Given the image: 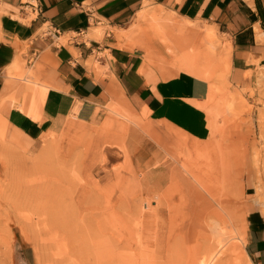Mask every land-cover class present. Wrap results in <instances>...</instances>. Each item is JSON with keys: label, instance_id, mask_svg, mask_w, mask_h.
<instances>
[{"label": "rangeland", "instance_id": "374dc122", "mask_svg": "<svg viewBox=\"0 0 264 264\" xmlns=\"http://www.w3.org/2000/svg\"><path fill=\"white\" fill-rule=\"evenodd\" d=\"M153 14L141 30L160 22L177 32ZM207 26L185 57L161 39L169 66L209 81L206 140L162 138L123 96L96 121L30 144L0 123V264H198L221 244L210 264H253L244 242L250 204L264 209V73L256 90L233 87L229 44L207 38ZM198 50L202 58H189ZM24 111L34 116L35 105ZM210 163V180H200L198 166Z\"/></svg>", "mask_w": 264, "mask_h": 264}, {"label": "crops", "instance_id": "0c3cea01", "mask_svg": "<svg viewBox=\"0 0 264 264\" xmlns=\"http://www.w3.org/2000/svg\"><path fill=\"white\" fill-rule=\"evenodd\" d=\"M23 1L0 0V123L18 144L58 134L67 123L94 122L118 96L144 112L164 139L209 138V114L201 106L209 81L169 66L160 33L140 28L141 9L183 21L182 38L200 46L199 30L214 25L229 44L230 84L256 90L262 80L264 0H34L37 11ZM149 53L168 75L147 60ZM29 83L46 87L39 102L23 92ZM20 105H35V115ZM250 207L244 249L253 264H264V212L257 202Z\"/></svg>", "mask_w": 264, "mask_h": 264}, {"label": "bare ground", "instance_id": "6f19581e", "mask_svg": "<svg viewBox=\"0 0 264 264\" xmlns=\"http://www.w3.org/2000/svg\"><path fill=\"white\" fill-rule=\"evenodd\" d=\"M147 10H142L141 9V12H139V16H141V17H143L145 14H150V15H152L153 14V12L151 11H149V12H146ZM153 16H154V14H153ZM154 17H156V16H154ZM165 19V18H164ZM181 22H183V21H181ZM181 22H178V21H175V20H171L170 22H169V25L170 26H172V27H175L176 28V30H177V32L176 33H171V32H168L167 30H165L164 32H166L167 33V35L168 36H165V35H163V34H161V32H163V29L164 28H162V26H160V25H163V23L161 24L160 22V25H159V23H157V25H155L154 26V28H155V30H156V32L157 33H160V36H161V39L162 40H164L165 42H166V48L168 49V48H170V47H176V48H178L179 50H180V54H181V57H182V54H183V57H185L186 56V52H187V48L188 47H191L192 49H194V47H198V45L197 44H195L194 43V41L193 40H190V38H187V39H183L182 38V33L184 32V27H185V25L184 24H186V23H184V24H181ZM185 22V21H184ZM187 22V24L188 25H190L191 23L189 22V21H186ZM195 24V23H194ZM197 25V24H196ZM168 26V25H167ZM163 27H166V26H164L163 25ZM190 27H192L191 25H190ZM201 27V26H200ZM167 28V27H166ZM198 29V28H197ZM201 29V28H200ZM204 29V28H203ZM194 29H192V31H193ZM194 31H196L197 32V30H194ZM199 33V32H198ZM190 34V33H189ZM205 35H206V37L207 38H214V36L216 35V28H215V26L214 25H208L207 27H206V31H205ZM199 36V35H198ZM204 36V35H203ZM202 36V37H203ZM194 38V37H193ZM206 38H204V40H205ZM214 40V39H213ZM211 42V41H210ZM215 43V42H214ZM200 45V44H199ZM226 46H227V44H226ZM225 46V47H226ZM196 47V48H197ZM200 47V46H199ZM195 48V49H196ZM200 49V48H199ZM202 49V48H201ZM204 49V48H203ZM208 49H206V51L204 52L205 53V57H207V56H209L208 58H210V59H212V60H214L215 58H214V52H212L213 50H210V51H207ZM19 51V50H18ZM143 51H146V50H143ZM204 51V50H203ZM201 51H197V52H194V53H188V55H189V58H192V57H194L195 56V54H197L198 56H200V58H202L201 56L202 55H200L201 53H200ZM144 53H146V52H144ZM203 52H202V54H204ZM142 55V54H141ZM144 55V54H143ZM20 57V56H19ZM148 57H149V59H147L146 57H145V59H147V60H149V61H152V58H153V55H152V53H149L148 54ZM146 60V61H147ZM214 61H216V60H214ZM149 63V62H148ZM169 63H171V61L169 62ZM22 64V63H21ZM17 66H19V65H17ZM23 66V65H22ZM37 67V66H36ZM27 69V68H26ZM11 70H12V68H11ZM17 70H19V68L17 69ZM13 71V70H12ZM25 71H27V70H25ZM25 71H23L24 73H25ZM32 71V70H31ZM29 72V71H28ZM27 72V73H28ZM9 73H10V71H9ZM30 73V72H29ZM11 74V73H10ZM12 74H14V73H12ZM17 74H18V72H17ZM16 74V75H17ZM8 75V74H7ZM23 75V74H22ZM25 75V74H24ZM30 75H32L31 73H30ZM29 75V76H30ZM163 75V74H162ZM11 76V75H10ZM9 76V77H10ZM14 77H15V75H14ZM27 77H28V74H27ZM32 77V76H31ZM23 78V77H22ZM30 78V77H29ZM36 78V77H35ZM34 78V79H35ZM20 79V78H19ZM36 80V79H35ZM30 80H28L27 79V82H29ZM37 81V80H36ZM258 81H259V79H258ZM25 83V82H24ZM31 83H32V81H31ZM36 83H38V81L36 82ZM35 83V84H36ZM40 83V82H39ZM38 83V84H39ZM35 84H28V86L29 87H27L28 88V90H24L23 92L26 94V93H28V94H30L31 95V93H32V97L33 98H36V102H39L42 98H43V96H44V94H45V91H46V87H42L41 85L43 84H41L40 86L41 87H36L35 88ZM45 84V83H44ZM34 86V88H32V86ZM46 86V85H45ZM16 87H17V85H16ZM8 91V90H7ZM12 91V90H11ZM9 94V93H8ZM24 94V95H25ZM5 95V94H4ZM3 95V96H4ZM2 96V95H1ZM2 96V97H3ZM28 96V95H27ZM7 98H9V97H7ZM30 99V98H29ZM27 102V101H26ZM24 104V103H23ZM27 104V103H26ZM145 104V103H144ZM22 107V109H26L27 108V106H21ZM96 111V110H95ZM210 166H212V169H215V167H214V165L213 164H208L207 166H198V173H197V177L200 179V180H203V179H206L207 181H209L210 180V174L207 172V168L208 167H210ZM201 170V171H200ZM201 172V173H200ZM216 178V177H215ZM220 178V175L218 176V179ZM213 180V178L211 179V181ZM216 180H217V178H216ZM218 181V180H217ZM262 201H261V198L259 199V203H261ZM262 204H264V203H262ZM262 211H264V209H262ZM217 227V226H216ZM222 232V231H221ZM223 247V244H221L220 245V247L218 248V249H214L213 247L212 248H210V249H208V250H206V251H204L203 252V254L199 257V262H198V264H210L211 262H212V260L213 259H215L216 258V255H218V253L221 251V248ZM232 264H236V262L233 260L232 261Z\"/></svg>", "mask_w": 264, "mask_h": 264}, {"label": "built area", "instance_id": "2783aa9c", "mask_svg": "<svg viewBox=\"0 0 264 264\" xmlns=\"http://www.w3.org/2000/svg\"><path fill=\"white\" fill-rule=\"evenodd\" d=\"M35 1L34 0H24L23 3L24 4H28L30 5L31 7H35L36 8V11L39 10V7L36 3H34Z\"/></svg>", "mask_w": 264, "mask_h": 264}]
</instances>
